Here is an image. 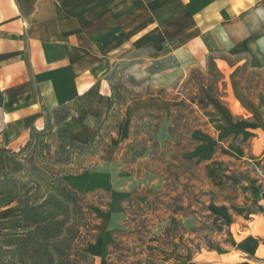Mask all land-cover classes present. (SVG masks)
<instances>
[{
  "label": "crops",
  "instance_id": "1",
  "mask_svg": "<svg viewBox=\"0 0 264 264\" xmlns=\"http://www.w3.org/2000/svg\"><path fill=\"white\" fill-rule=\"evenodd\" d=\"M209 56L225 85L223 95H208L204 137L191 153L214 196L205 213L224 222L227 243L187 264H264V0H0V174L5 152H18L33 131L53 149L61 140L80 147L95 141L115 103L108 76L118 62L170 86L202 71ZM243 65L258 81L241 80ZM124 98L126 113L163 112L156 148L159 140L172 145L179 101L137 92ZM129 121L118 124L101 159L65 173L78 194L108 192L116 200L134 180H146L154 193L165 188L159 169L128 168L116 153L118 141L132 140ZM16 210L13 202L0 207V220ZM179 224L194 229L199 217L181 216ZM92 242L95 257L107 237Z\"/></svg>",
  "mask_w": 264,
  "mask_h": 264
},
{
  "label": "rangeland",
  "instance_id": "2",
  "mask_svg": "<svg viewBox=\"0 0 264 264\" xmlns=\"http://www.w3.org/2000/svg\"><path fill=\"white\" fill-rule=\"evenodd\" d=\"M108 77L113 86V97L115 92L122 98L119 100L114 97L115 103L106 111L103 124L97 125V139L90 142L88 146L80 148L63 140L66 145L64 151H58V148L53 149L50 146L43 147L33 141L22 155L17 156L18 164L15 165L16 170L14 173L12 171L11 176L22 178V181H26L29 186H32L33 180L38 181L42 188L39 192L43 190L46 182L57 178L68 184L65 173L76 171L82 166H89L101 159L105 149L113 144L112 139H117L118 124L124 120L128 121L130 118V139L135 138V130L140 133L138 138L140 136L148 138L152 133L156 136L155 132L158 127L154 125L162 123L163 112L155 108L143 107L135 112L126 113L124 109L126 94L131 95L137 92L142 95L157 94L163 98L176 99L180 103L175 105L177 107H174L171 113V122L173 119L177 120L172 132L174 135L172 145H165L162 140L158 139L159 146L156 148L152 147L151 141H146L143 154L134 159L126 155V144L123 141L121 144L118 141L115 147L116 153L119 154L122 151L123 163H127L128 168L159 169V173L169 178L167 186L158 193H154L147 188L146 180L142 182V186L140 182L132 178L134 182H137V186L125 192L126 197L121 196L113 200L108 192L84 195L94 219L90 233L94 235V240L97 236L107 237L103 250H101L102 242L94 249L97 254L94 257V264H114L112 260L107 259L108 245L114 242L112 232L121 228L129 230L133 224L137 223L130 222L131 218L135 216L136 220L139 219L136 216L137 213L144 212L142 207L154 201V196L158 197L150 204L152 207L157 206L158 209L156 212H149L147 218L154 220L155 226L144 247L147 251H153L158 255L159 264H187L190 259L197 257L199 252H205L209 248H222L227 243V232L220 221L214 218V215L205 213L208 204L214 200V196L205 186L206 176L202 163L191 153L196 142L204 137L203 131L206 129L204 117L208 114L206 112L211 111L206 110L205 105L208 95H223L219 89V85H225L221 73L207 64L202 71L193 70L189 76L185 77L186 79L166 86L153 83L150 76L136 77L118 62ZM239 77L242 81L245 80L246 85L252 79L258 81L255 76L249 75L245 65ZM119 90L123 92V95ZM145 112L148 113L147 116L142 117L136 125L135 117ZM158 114L159 118L155 119ZM141 122H144L143 126ZM144 176H149V174L144 173ZM5 178L6 176H3L0 180ZM148 179L150 181V178ZM130 198H135L139 207L135 202L130 201ZM13 205L17 207L16 202H13ZM165 206L168 208L165 209ZM101 212L106 213L103 215ZM188 213H194L199 217L198 227L191 230H185L179 224L181 216L188 215ZM126 217L127 225L122 223V219ZM169 225L171 230L168 235H165L166 228H168L166 226ZM92 243H88L87 251L93 255L89 248ZM124 243L127 242L124 241ZM112 252L113 256L119 254L117 250ZM0 255L5 260H9L8 255L1 254V252Z\"/></svg>",
  "mask_w": 264,
  "mask_h": 264
},
{
  "label": "trees",
  "instance_id": "3",
  "mask_svg": "<svg viewBox=\"0 0 264 264\" xmlns=\"http://www.w3.org/2000/svg\"><path fill=\"white\" fill-rule=\"evenodd\" d=\"M207 64L215 67L211 56L208 57ZM114 95L121 100L119 94L114 92ZM147 114L145 112L136 116L135 124ZM158 118L159 114L155 119ZM176 121L173 119L172 126L169 127L171 135ZM142 123L144 122H141L143 126ZM158 126L154 125L156 128ZM138 134L140 133L135 130V138L125 146L126 155H130L132 159L143 154L146 141H151L152 147L158 145L153 133L148 138H138ZM33 141L48 148L41 134L33 131L31 140L18 152H5L7 170L0 174V179L6 176L4 180H0V207L16 202L17 210L0 220V252L9 257V260H5L0 255V264H94V257L87 251L88 243L94 240V235L90 233L94 219L86 197L78 194L60 178L46 182L43 190L39 192L42 188L38 181L33 180L32 186H29L22 178L11 176L12 171L14 173L16 170L15 165L18 164L17 156L22 155ZM65 146L61 140L58 151H64ZM75 147L80 148L77 145ZM168 180L169 178L165 177V187ZM157 197L154 196L153 200ZM129 200L139 207L135 198ZM154 201L142 207L144 212L140 211L136 215L139 219L136 220L135 216L131 218L130 222L137 223L129 230L121 228L112 232L114 242L108 246L107 259L112 260L114 264H159L158 255L144 247L155 226V221L147 218L149 212H156L158 209L150 204ZM166 208L168 207L165 206ZM214 218L220 221L221 225L224 224L217 216ZM127 222V217L122 219L123 224L127 225ZM170 225L166 226L168 228L165 235L171 230ZM116 250L119 254L113 256L112 251Z\"/></svg>",
  "mask_w": 264,
  "mask_h": 264
}]
</instances>
